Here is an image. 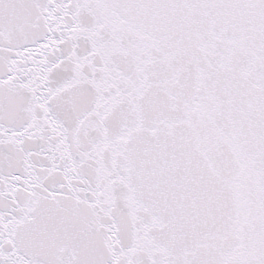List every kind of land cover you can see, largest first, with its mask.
Listing matches in <instances>:
<instances>
[{
	"label": "snow or ice",
	"instance_id": "snow-or-ice-1",
	"mask_svg": "<svg viewBox=\"0 0 264 264\" xmlns=\"http://www.w3.org/2000/svg\"><path fill=\"white\" fill-rule=\"evenodd\" d=\"M0 264H264V0H0Z\"/></svg>",
	"mask_w": 264,
	"mask_h": 264
}]
</instances>
